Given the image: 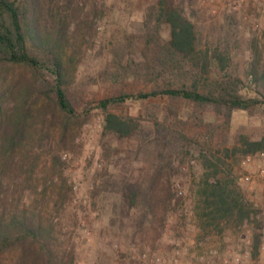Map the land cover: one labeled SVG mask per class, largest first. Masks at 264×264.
<instances>
[{
  "label": "rangeland",
  "instance_id": "obj_1",
  "mask_svg": "<svg viewBox=\"0 0 264 264\" xmlns=\"http://www.w3.org/2000/svg\"><path fill=\"white\" fill-rule=\"evenodd\" d=\"M93 6L97 10L93 11ZM168 6L184 8L196 23V59L201 51L210 48L212 53L219 47L229 56L228 67L215 69L214 74L239 75L249 92L259 87L252 65L255 72L264 71V0H168ZM160 8L161 0H86L79 7L81 17L94 16L96 21L92 29L84 26L85 40L83 36L77 40L79 46L70 66L71 86L82 98L104 97L122 77L129 83L127 88L147 90L151 82L144 77L134 80L136 72L194 65L192 56L183 58L168 52L170 27L164 17L159 18ZM172 105L178 107V118L169 112ZM44 109L45 105L37 106L33 133L44 126ZM112 111L133 118L143 134L120 138L105 132L103 115L93 110L70 125L59 146L45 148L39 166L29 168L36 173H20L22 187H29L36 199L35 207L45 210L62 237L61 247H74L76 264H152L143 255L158 252L168 261L178 252L180 264L196 263L201 248L198 234L192 230L193 217L205 204L200 191L207 173L214 176L211 180L228 182L229 191L239 198L234 215L239 214L238 208L249 212L240 223L233 215L221 218L222 225L233 229L226 232L230 236L228 249H215L231 258L230 264H264L263 237L253 219L264 202V180L255 177L254 184H239L230 177L243 169V141L264 142L261 110H236L227 119L206 108L195 118L190 101L156 98L129 101ZM56 122L61 127L58 118L53 120ZM49 125L44 128L47 137L53 127L48 129ZM60 137L59 133L56 140ZM161 153L164 158H158ZM213 155L223 158L226 168L215 167L218 162ZM208 158L214 159V165ZM157 159L171 164L168 173L175 196L165 222L159 210L156 217L150 216L152 223H145L141 229L136 225V207L123 197L129 192L100 191L99 185L114 174L142 178ZM14 176L12 173L10 180ZM178 185L182 194H178ZM209 207V214L214 213Z\"/></svg>",
  "mask_w": 264,
  "mask_h": 264
},
{
  "label": "trees",
  "instance_id": "obj_2",
  "mask_svg": "<svg viewBox=\"0 0 264 264\" xmlns=\"http://www.w3.org/2000/svg\"><path fill=\"white\" fill-rule=\"evenodd\" d=\"M167 1L161 0L159 14L170 27L167 50L183 58L192 56L194 65L136 72L134 80L144 77L151 82L147 90L127 88L129 83L122 77L116 81L120 84L113 87V92L90 99L82 98L70 79L72 58L79 46L77 40L80 36L85 40L84 26L88 30L96 25L94 16L88 19L79 14V7L86 0H0V264H76L74 247H61L62 237L45 210L35 207L36 199L29 187H22L20 173L36 169L45 148L59 146L70 125L83 116L88 117L93 110L103 115L104 131L120 138L143 134L133 118L112 111L129 101L188 100L194 106L195 118L206 108L227 119L236 110L258 108L264 114V71L255 72L256 66L252 65L259 86L253 92L245 90L244 81L235 73L214 74L215 69H227L229 56L216 47L212 53L210 48L201 51V57L196 59V23L184 8L166 7ZM38 105H45V112L44 126L36 134L32 127ZM169 112L179 117L175 105ZM56 118L61 127L53 123ZM48 122V129L53 127L47 137L44 128ZM57 133L61 136L58 141ZM243 145L245 153L264 148L263 141L245 140ZM213 156L219 163L215 167L226 166L223 158ZM158 158H164L163 153ZM212 158L207 160L214 165ZM170 165L157 159L137 179L125 173L109 175L99 185L100 191H128L123 197L136 207V225L141 229L145 223H152L150 216L156 217L159 210L165 222L175 196L168 173ZM12 173L15 176L10 180ZM206 176L208 179L203 181L200 192L208 206L224 213L239 206V198L230 194L228 182L211 180L214 176L209 173ZM26 183L32 186L31 181Z\"/></svg>",
  "mask_w": 264,
  "mask_h": 264
},
{
  "label": "built area",
  "instance_id": "obj_3",
  "mask_svg": "<svg viewBox=\"0 0 264 264\" xmlns=\"http://www.w3.org/2000/svg\"><path fill=\"white\" fill-rule=\"evenodd\" d=\"M66 156V155H65ZM241 169L240 172L235 173L233 175L230 174L231 180L239 184H254L256 183V178H261L264 180V150L257 151L255 153H246L241 160ZM250 167L255 170L256 175H253L252 171H250ZM225 168V167H221ZM251 168V169H252ZM225 172V171H222ZM178 194H182L183 191L181 186L178 185ZM253 219L256 220L257 224L259 225V230L261 236L263 237V244H264V202L260 205L253 215ZM178 252L176 256H174L170 261L166 260L160 253H153L149 256L147 253H144L143 259L146 261L148 260L152 264H180L179 263V256ZM234 258V257H233ZM235 261H239V257L235 256ZM232 261L231 258L227 256H221L217 249H210L207 254H203L197 259L196 263L194 264H210V263H222V264H230Z\"/></svg>",
  "mask_w": 264,
  "mask_h": 264
},
{
  "label": "crops",
  "instance_id": "obj_4",
  "mask_svg": "<svg viewBox=\"0 0 264 264\" xmlns=\"http://www.w3.org/2000/svg\"><path fill=\"white\" fill-rule=\"evenodd\" d=\"M232 191H229L230 194H235L234 191ZM202 198L205 200V195H202ZM209 208L210 207L205 203L204 206H201L200 209L197 210V215L194 214L193 217L195 224H193L192 230L193 232H196L199 237L197 245L201 248L198 252L200 256L203 254H207V251L214 246V249L217 247L220 251L222 250V252L226 250L229 242L228 237H230L226 232L232 231L233 228L227 227L228 225H222L221 218L233 215L237 217L238 223H240L239 221L245 220L249 214L248 211L238 208L239 214L234 215L235 207L232 208L229 213L215 210L214 213L211 212V214H209ZM237 228H239V226H237ZM236 236L234 235L233 239H235ZM199 255L196 257V260L199 259Z\"/></svg>",
  "mask_w": 264,
  "mask_h": 264
}]
</instances>
